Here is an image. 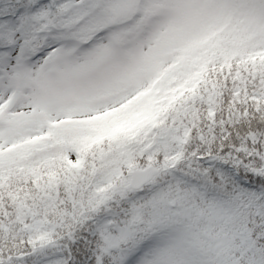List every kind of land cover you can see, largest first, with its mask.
I'll return each instance as SVG.
<instances>
[{
	"label": "snow or ice",
	"instance_id": "6c2138e0",
	"mask_svg": "<svg viewBox=\"0 0 264 264\" xmlns=\"http://www.w3.org/2000/svg\"><path fill=\"white\" fill-rule=\"evenodd\" d=\"M0 264H264V0H0Z\"/></svg>",
	"mask_w": 264,
	"mask_h": 264
}]
</instances>
